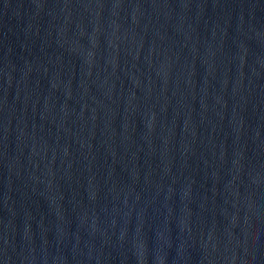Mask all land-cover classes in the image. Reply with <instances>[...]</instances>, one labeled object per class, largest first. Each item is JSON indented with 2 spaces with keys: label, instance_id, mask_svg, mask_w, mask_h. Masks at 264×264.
I'll return each mask as SVG.
<instances>
[{
  "label": "water",
  "instance_id": "95a60500",
  "mask_svg": "<svg viewBox=\"0 0 264 264\" xmlns=\"http://www.w3.org/2000/svg\"><path fill=\"white\" fill-rule=\"evenodd\" d=\"M0 264H264V0H0Z\"/></svg>",
  "mask_w": 264,
  "mask_h": 264
}]
</instances>
